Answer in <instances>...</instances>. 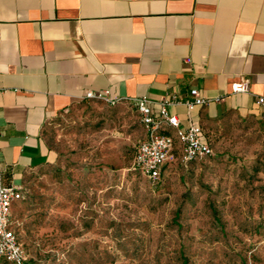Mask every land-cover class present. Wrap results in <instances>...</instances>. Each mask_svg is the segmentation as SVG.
Segmentation results:
<instances>
[{
	"label": "rangeland",
	"instance_id": "obj_1",
	"mask_svg": "<svg viewBox=\"0 0 264 264\" xmlns=\"http://www.w3.org/2000/svg\"><path fill=\"white\" fill-rule=\"evenodd\" d=\"M203 129L211 156L174 157L150 181L132 168L145 136L133 102L85 99L51 118L53 159L24 171L12 209L31 264H264V111Z\"/></svg>",
	"mask_w": 264,
	"mask_h": 264
},
{
	"label": "crops",
	"instance_id": "obj_2",
	"mask_svg": "<svg viewBox=\"0 0 264 264\" xmlns=\"http://www.w3.org/2000/svg\"><path fill=\"white\" fill-rule=\"evenodd\" d=\"M192 88L205 104L187 107ZM89 90L154 107L166 97L182 126L264 111V0H0V170L11 185L53 159L42 128Z\"/></svg>",
	"mask_w": 264,
	"mask_h": 264
},
{
	"label": "built area",
	"instance_id": "obj_3",
	"mask_svg": "<svg viewBox=\"0 0 264 264\" xmlns=\"http://www.w3.org/2000/svg\"><path fill=\"white\" fill-rule=\"evenodd\" d=\"M233 92H241L247 89V82L241 80L231 85ZM191 99L186 100L188 108L194 105L206 103V98L197 88L190 90ZM86 99H101L108 103L115 100L109 97L108 90L100 92L87 91ZM135 105L142 124L145 136L138 142L133 159V169L138 170L150 181L160 179L161 171L166 162L174 158L173 151L179 150L180 161L186 166L189 161L203 159L212 155L210 143L203 135L200 126L189 122L182 126L177 115L170 114L167 106L170 100L166 97L156 102V107L151 101L142 96L131 100ZM258 105H264V97L256 100ZM172 129V132L169 129ZM21 197V187L4 182V174L0 170V258H4L15 264H24L27 256L18 242L15 231L11 226L12 204Z\"/></svg>",
	"mask_w": 264,
	"mask_h": 264
},
{
	"label": "trees",
	"instance_id": "obj_4",
	"mask_svg": "<svg viewBox=\"0 0 264 264\" xmlns=\"http://www.w3.org/2000/svg\"><path fill=\"white\" fill-rule=\"evenodd\" d=\"M96 100H99V99H96ZM201 127H203V125H202ZM202 129H203V128H202ZM206 140L209 142L208 138H206ZM209 143H210V142H209ZM135 149H136V147H135ZM134 154H135V150H134ZM173 156H174V157L180 162V164H181L182 166H184V165L181 163V161H180V154H179V150H178V149H175V150L173 151ZM210 156H211V155H210ZM208 157H209V156H208ZM206 158H207V157H206ZM133 159H134V155H133ZM133 159H132V168H133ZM198 160H200V159H194V160H191V161H189L188 164H187L186 166H184V167H185V168H188L189 165L193 164L194 162H196V161H198ZM166 165H167V162L165 163V165H164L163 168H162L160 178L162 177V174H163V171H164L165 168H166ZM134 170H136V169H134ZM136 171H138V170H136ZM138 172H139V171H138ZM139 173H140V172H139ZM10 179H11V173H10V172H6V173L4 174V182H5L6 184H10ZM21 197H22V190H21ZM21 197H20L18 200H15V201L13 202V204H12V209H13L14 205L16 204V202L19 201V200L21 199ZM180 212H181V209H180V208L176 209L175 214H174V217H175L176 219H178ZM213 213H214V215H216V210L213 209ZM11 226H12V211H11ZM13 230H14V229H13ZM17 239H18V238H17ZM179 254H180L181 257H183L182 252H179ZM0 260L3 261V262H6V263H8V264H15V263L10 262V261H8V260H6V259H4V258H0ZM183 263H186L185 258H183ZM24 264H31L30 259L27 258V260L24 262Z\"/></svg>",
	"mask_w": 264,
	"mask_h": 264
}]
</instances>
